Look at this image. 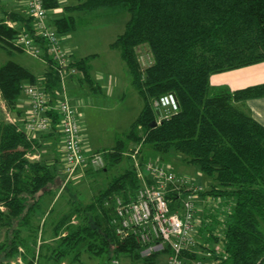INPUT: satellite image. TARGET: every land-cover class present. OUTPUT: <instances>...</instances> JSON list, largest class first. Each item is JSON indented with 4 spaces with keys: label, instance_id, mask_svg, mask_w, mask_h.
Segmentation results:
<instances>
[{
    "label": "trees",
    "instance_id": "16d2710c",
    "mask_svg": "<svg viewBox=\"0 0 264 264\" xmlns=\"http://www.w3.org/2000/svg\"><path fill=\"white\" fill-rule=\"evenodd\" d=\"M58 4L44 0L46 10ZM118 7L127 9L130 17L111 46L120 50L143 106L124 137L98 151L104 166L85 169L108 178L105 187L85 207H70L50 222L51 211L41 222L38 210L41 197L52 192L48 185L58 179V170L55 164L31 158L38 142L9 120L5 111L0 115V229H11V236L0 241V264L14 259L19 248L24 264H34L38 239L37 264H76L80 249L107 254L108 263L112 257L119 261L126 257L131 264L154 263L156 254L142 257L135 237L131 233L120 237L111 225L114 199L133 198L140 184L126 153L133 143L154 148L157 154L174 149L213 178L210 188L199 195L220 199L216 215L204 213L218 228L206 241H215L218 247L199 244L201 251L209 253L216 264H262L264 126L236 104L264 96V82L231 90L211 85L210 76L264 61V0H77L64 6L62 15L50 24L58 34L70 33L77 29L82 14ZM3 13L0 48L9 56L23 50L17 43L22 29L44 48L27 11ZM140 45L147 49L144 68L138 56ZM90 57L72 58L67 68L76 69L82 80L92 84ZM43 60L41 80L12 58L0 61V100L7 110L15 107L25 84H39L57 98L59 67L47 53ZM168 93L174 95L178 109L152 126L157 116L152 100ZM48 115L52 118L49 129L54 131L58 114L49 110ZM165 193L171 210L177 209L183 190L170 185ZM203 228L197 227L194 235H200ZM182 256L184 264L197 257L193 249L183 251Z\"/></svg>",
    "mask_w": 264,
    "mask_h": 264
},
{
    "label": "rangeland",
    "instance_id": "374dc122",
    "mask_svg": "<svg viewBox=\"0 0 264 264\" xmlns=\"http://www.w3.org/2000/svg\"><path fill=\"white\" fill-rule=\"evenodd\" d=\"M76 1L73 0L74 3ZM129 17V11L122 7L100 8L93 12L82 14L79 19V25L73 32L58 34L60 46L66 54L67 64L72 58L79 59L91 55L89 62L90 74L95 88L98 86L100 88V91H96L91 83L81 79V73L79 72L72 74L68 70L64 73L63 82L67 93L73 96L78 104L77 120L83 144L89 148L101 149L109 147L114 144L116 138L124 137V133L137 118L143 106V99L132 84L128 67L121 57L120 50L111 46L117 36L125 30ZM146 54V47L140 45L138 47V56L143 68L148 64ZM7 57L21 61L26 65H32V67L37 69L38 75L43 71V65L39 62V58L30 56L23 50L16 52L13 56ZM250 71L264 74V61L229 71L213 73L210 76V83L216 88L218 86L235 87L241 80L248 78L246 74ZM23 93L22 91L20 97H22ZM9 111L12 117H16L17 113L14 110ZM3 112L0 106L1 116H4ZM17 124L21 129H25V125L22 122H17ZM38 151L45 157L46 147L40 146ZM126 153L128 156L134 154L140 163L149 160L162 165L176 175L184 176L200 185L203 190L209 189L212 183H214L212 177L202 174L197 164L187 163L184 160V156L174 149H170L163 154H157L154 148H148L140 143H133ZM35 156L36 154L32 155L31 158L39 159ZM61 164L62 159H60V162H55L53 168L59 170ZM95 178H79L72 181L69 180L68 182H64L63 179L58 178L55 182L48 185L52 192L46 193L41 197L40 208L38 210L39 216L43 217L41 222H43L49 211H51V215L48 220L51 217L60 216L63 211H66L70 207H85L93 199V195L105 187L108 180V178L103 176ZM215 199L208 201L202 195L195 197V221H198L200 227H205L206 229L203 228L200 235H194L196 243L193 246V250L196 252L197 257L195 263L188 261L189 263L187 262L186 264H196L198 261L206 264H216L209 257V253L201 251L198 246L199 244H206L210 248L218 247V243L215 241H206L209 233H215L218 228L215 223H211L204 216V213L206 215L210 214V216L218 213L221 203L220 199ZM222 206L226 207V204L223 203ZM202 217L203 223L201 224ZM49 228L50 226H47V229ZM196 229L195 231H198ZM10 236L11 229H6L5 227L0 229V241L6 240ZM40 241L38 239L35 246L34 264H37ZM107 257V254L95 255L87 250L80 249L79 260L76 264H107ZM164 260L165 253H157L154 256V263L152 264H163ZM14 261L15 257L14 259L4 260L3 264H16ZM22 261V264H24L23 259ZM119 264L131 263L128 258L121 257ZM135 264L145 263L140 260Z\"/></svg>",
    "mask_w": 264,
    "mask_h": 264
},
{
    "label": "built area",
    "instance_id": "2783aa9c",
    "mask_svg": "<svg viewBox=\"0 0 264 264\" xmlns=\"http://www.w3.org/2000/svg\"><path fill=\"white\" fill-rule=\"evenodd\" d=\"M26 4L27 12L33 18V32L43 41L44 48L23 29L18 32L17 43L30 56L43 59V55L47 53L59 67L61 85L56 99H53L42 86L24 85L22 91L28 97L30 107L25 121V132L30 136L49 130L52 118L48 115V111L53 110L58 114L57 124L64 138L66 182L88 166L103 167L104 160L101 153L87 154L83 148L77 107L70 101L63 82L64 73L69 70L72 74H76V69L67 68L66 54L60 46L59 35L47 20L44 0H26ZM7 23L13 26V23ZM152 106L157 115L156 123L168 118L178 109L176 99L171 93L153 99ZM8 119L11 120L9 117ZM130 157L137 170L140 184L133 198L127 201L120 197L114 199L111 215L114 232L120 237H126L131 233L141 245L142 257L163 252L166 255L163 264H184L183 251L192 250L196 243L194 240L197 225L195 197L203 191V188L162 165L149 160L140 163L134 154ZM170 185L179 192L183 190V195L177 198L178 207L175 210H171L166 198L165 189ZM206 198L208 201L214 200L212 197ZM22 252L23 249L19 248V254L14 261L16 264L23 263ZM108 264H119V259L112 257ZM196 264L206 263L198 261Z\"/></svg>",
    "mask_w": 264,
    "mask_h": 264
},
{
    "label": "crops",
    "instance_id": "0c3cea01",
    "mask_svg": "<svg viewBox=\"0 0 264 264\" xmlns=\"http://www.w3.org/2000/svg\"><path fill=\"white\" fill-rule=\"evenodd\" d=\"M58 1V6L55 8H50L47 10V20L49 23H52L54 19L60 17L62 15L63 12V7L66 5H70V4H75L73 2V0H57ZM4 11H14V12H22V13H26L27 11V7H26V0H0V17H2L4 15ZM6 56H9L3 49L0 48V61H4L6 60ZM17 62H19L20 64L24 65L25 67H27L29 70H31L32 73L35 74L36 78L41 80L43 77V71L41 73H39L38 75V71L37 69H35L34 67H32V65H26L24 63H22L21 61L16 60ZM39 62L43 65L42 68H44V60L39 58ZM246 75H248L247 79H243L240 81V83H238L237 85H235V87H231L230 89L233 90L232 88H241L242 86H250V85H255V84H259V83H263L264 82V74H260L259 72L256 71H250L248 72ZM39 83V81H38ZM94 84L93 80H92V85ZM93 88L96 91H100L99 86L95 88V86L93 85ZM229 88V87H228ZM67 93V90H66ZM70 101L76 105V107H78L77 102L74 100L73 96H70L67 93ZM237 107L239 109L242 110V112L244 111V113L249 114L250 116H252L255 120H257L259 123H261V125L264 126V96L261 97H256L251 98V99H247L246 101H242V103H237L236 104ZM0 106L3 109V111H5L6 115L11 119V121L14 122H22L25 125V121L29 115V101H28V97L23 93L22 97H20L18 99V101L16 102V105L13 109L17 114L16 117H12L10 114V109L7 110L4 107V103L0 100ZM30 138L35 139L38 144L39 147H46V152H45V157H43V155H41L38 151L39 147L37 148V152H36V156L39 159H44L46 163L52 165L55 164V162H60V159H62V164H61V168H59V170L57 171V176L58 178H61L64 180L65 182V173H64V162H65V156H64V148H63V135L60 131V128L58 126V124H55V130L52 131V129H49L45 132H37L35 134L30 135ZM82 145L83 148L85 150V152L87 154L93 153V152H98L101 149H97V148H89L86 145L83 144V139H82ZM112 146V145H111ZM109 146V147H111ZM109 147H105V148H109ZM132 161V159H131ZM133 163V162H132ZM86 169V168H85ZM85 169L80 170L77 172V174L72 177L69 180H75V179H84V178H95L98 176H103V175H99L96 174V176H94L92 173H90V171H86ZM96 179V178H95ZM68 180V181H69ZM66 181V182H68ZM196 228L199 227L198 225V221L196 223ZM165 259H166V255H165ZM165 261V260H164ZM164 263V262H163ZM64 264V263H61Z\"/></svg>",
    "mask_w": 264,
    "mask_h": 264
},
{
    "label": "water",
    "instance_id": "95a60500",
    "mask_svg": "<svg viewBox=\"0 0 264 264\" xmlns=\"http://www.w3.org/2000/svg\"><path fill=\"white\" fill-rule=\"evenodd\" d=\"M155 124H156V122H155V121H152V122H151V125H152V126H154Z\"/></svg>",
    "mask_w": 264,
    "mask_h": 264
}]
</instances>
